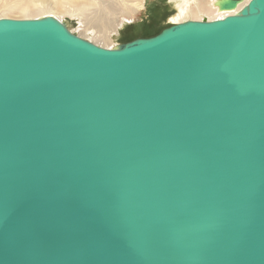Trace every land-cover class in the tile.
I'll return each instance as SVG.
<instances>
[{"label": "water", "instance_id": "1", "mask_svg": "<svg viewBox=\"0 0 264 264\" xmlns=\"http://www.w3.org/2000/svg\"><path fill=\"white\" fill-rule=\"evenodd\" d=\"M0 264H264V0L112 48L0 17Z\"/></svg>", "mask_w": 264, "mask_h": 264}, {"label": "bare ground", "instance_id": "2", "mask_svg": "<svg viewBox=\"0 0 264 264\" xmlns=\"http://www.w3.org/2000/svg\"><path fill=\"white\" fill-rule=\"evenodd\" d=\"M40 2V0L13 2L7 4L6 9L29 11L32 7L40 5ZM53 2L54 7H48L40 13L28 12L24 14L25 17L23 18L53 15L63 21L61 16L68 14L71 18L79 19L76 30H80L81 33H77L74 29H71L72 32L107 48L118 45L111 44L113 39L115 37L117 39L122 34L126 28V23L132 22V20L138 21L140 19L137 17L138 13L146 11L145 8L148 6V0H53ZM170 2L176 9L170 16V20L177 24L188 19H202L203 17L210 20L223 18L234 14L248 0H242L235 10L219 9L217 0H170Z\"/></svg>", "mask_w": 264, "mask_h": 264}, {"label": "rangeland", "instance_id": "3", "mask_svg": "<svg viewBox=\"0 0 264 264\" xmlns=\"http://www.w3.org/2000/svg\"><path fill=\"white\" fill-rule=\"evenodd\" d=\"M22 1L23 0H0V14L2 15V16L0 15V17H4L5 15H8L7 17H11V18H23L25 17L24 14H27L28 12L40 13L48 7H54L53 0H40L41 1L39 3L40 5L36 7H32L29 11H22V9H12V10L6 9L7 4L13 2H22ZM26 1H30V0H26ZM145 10L146 11H140L138 13L137 17L138 19L140 18L138 21L132 20V22L126 23L125 24L126 28L122 32V34L118 36L117 39L115 37L113 39L114 41L110 43L116 45L131 41L138 37L153 36L159 33L163 28L169 26L170 24H174V22L170 20V16H172V14L176 11V9L173 6L172 2H170V0H148V6L145 8ZM61 18L63 19V21L67 23L69 29H74L77 33H81L80 30L79 31L76 30L78 29V23H79L78 18L75 19L71 18L70 15L68 14L63 15V17L61 16Z\"/></svg>", "mask_w": 264, "mask_h": 264}]
</instances>
